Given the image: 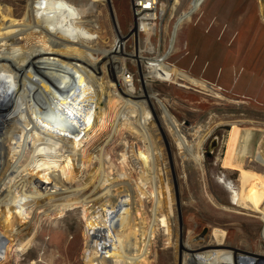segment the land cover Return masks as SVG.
Instances as JSON below:
<instances>
[{
	"label": "rangeland",
	"instance_id": "374dc122",
	"mask_svg": "<svg viewBox=\"0 0 264 264\" xmlns=\"http://www.w3.org/2000/svg\"><path fill=\"white\" fill-rule=\"evenodd\" d=\"M89 1L96 5V11L88 19L98 16V23L102 26L98 45L92 43L96 52L94 56L98 59L108 53L110 57L104 56L101 62H106L108 73L103 81L109 84L108 79L111 78L113 87L120 88L131 102L147 104L153 118L146 126L147 138L131 131L126 123L118 124L112 133L114 117L122 104L117 99L104 125L100 121L90 125L79 137L76 152L63 149L54 158L56 167L53 169L59 171L70 158V165L65 168L71 171L69 183L76 188L85 191L87 188L84 187L89 182L88 186L92 187L98 181H101L99 187L104 189L111 186L108 200L113 201L104 205L98 199L90 201L86 207L89 217L94 210L105 209L106 204H109L106 211L121 213V207H116L117 199H123V203L124 198L137 192L135 184L140 183V179L138 164L134 160L136 157L139 159L138 153L145 155L151 143L156 170L161 174L164 170L173 195L176 189L178 191L180 210L173 225L183 242L191 237V245L210 243L212 229L217 227L225 231L224 244L227 246L246 254L264 255L262 222L241 210L222 208L231 206V202L229 190L221 181L225 177L238 185L241 165L264 176V0H200L198 7L180 21L179 17L197 0H159L165 5L164 15L150 20L151 23L143 28L136 26L133 0ZM27 4L25 0H0V29H22L28 25L31 11ZM28 32L27 26L14 36L21 53L36 46L35 35ZM118 43L122 50L114 52L113 47ZM149 45L153 47L152 51ZM137 50H141L144 58L157 56L181 72L203 80L222 97H217L209 88L193 86L185 80L179 79L174 83L143 79L146 69L137 61ZM111 57L118 61L124 59L123 67L116 71ZM124 74L131 76L132 86L124 83L123 78L116 77ZM130 87L134 97L127 95ZM154 95L180 124L179 128L190 144H195L198 136L210 129L201 148L203 172L191 157L182 159L175 136L163 121ZM147 96L154 102L152 106ZM1 105L5 107L7 103L3 101ZM100 106H103V101ZM2 127L0 123V129ZM105 140L108 142L100 163L98 149ZM249 151L251 153L246 155ZM41 167H36V170ZM141 169L147 172L148 166ZM36 170L31 173L39 179V175L34 173ZM49 171L47 168L44 173ZM202 174L213 201L203 191ZM40 179L50 191L57 189L51 181H44L41 176ZM144 204L146 225L152 220L151 201L145 199ZM26 222L27 218H23L22 223ZM86 222L81 206H67L53 215L40 216L27 233L12 237V248H18L16 258L9 254L11 259L8 257L0 264H92L96 251L85 245ZM5 232L0 223V237ZM127 234L125 230L121 236L122 242L126 243V246L122 243L123 250L127 249L125 255L131 252V256H137L138 242L134 245L133 239L124 237ZM24 241H29L25 247ZM170 243L159 227L146 254L132 264H179L177 251Z\"/></svg>",
	"mask_w": 264,
	"mask_h": 264
},
{
	"label": "bare ground",
	"instance_id": "6f19581e",
	"mask_svg": "<svg viewBox=\"0 0 264 264\" xmlns=\"http://www.w3.org/2000/svg\"><path fill=\"white\" fill-rule=\"evenodd\" d=\"M25 1L31 11L29 24L21 27L22 29L12 27L5 31L0 29V123L3 125L0 129V223L6 230L0 237V263L5 262L8 257L16 258L18 248H12L13 245L10 244L12 237L18 236L19 233H27L30 227L38 222L40 216L53 215L67 206H81L83 216L87 220L85 245L96 251L92 257V264L136 262L138 257L146 254L159 227L163 237L176 249L179 264H264V255L246 254L224 244L225 231L217 227L212 229V241L205 245H197L196 242L195 245H191V237L185 242L178 237L173 225V220L180 210L178 191L176 189L173 195L164 170L162 174L161 171L156 170V158L151 143L148 144L147 153L145 155L138 153L139 159L136 157L134 160L138 164L140 179V183L135 184L137 192L135 191L131 197L124 198L123 203H121L123 199L116 198V207H121V213L110 211L112 212L110 214L106 211L109 204H106L105 209L94 210L89 217L86 207L90 201L98 199L103 201L102 205L113 201L108 200L112 193L111 186H105L104 189L99 187L101 181H98L91 187L88 186L89 182L84 187L87 189L82 191L81 188L69 183L71 171L65 167L70 165V158L67 165L59 171L53 169L56 167L54 158L66 148L71 153H75L79 137L85 134L90 125L98 121L104 125L117 99H120L122 104L114 117L112 133L118 124L126 123L131 131L147 138L146 126L153 118L152 111L146 108L147 104H136L126 98L120 88L117 90L113 87V83H110L111 78L108 79L109 84L106 82L107 85L103 81L108 73L106 62L104 64L101 62L109 55L107 53L105 57L98 59L94 56L96 52L93 45H98V39L102 38V26L98 23V16L88 19V16L96 11L93 2L89 0ZM146 1L133 0L134 17L139 28H143L151 23L150 20L162 17L165 13V5L159 0H149V5L142 6ZM199 3L200 0L195 1L188 11L179 17V21L195 10ZM27 26L30 29L28 34L35 35L36 46L29 47L28 52L21 53L18 51L14 36ZM136 26L134 28H137ZM120 46V43L114 45V52H121ZM148 48L150 51L153 50L151 45ZM140 53L141 50H137L136 57L139 64L143 63L146 69L144 73L140 68L143 79L174 83H178L179 79L185 80L193 86L209 88L217 97H222L220 92L213 90L203 80L181 72L164 63L163 59L157 56L147 59ZM111 59L116 71L123 67L124 59L121 61L112 57ZM116 77L123 78L124 83L132 82L131 76L127 74ZM130 85L132 86L131 83ZM127 92L128 96L134 97L131 87ZM153 99L161 108L162 119L167 124L168 130L171 131L172 136H175L182 159L191 157L203 172L201 148L210 129L205 134L199 135L195 144H190L179 128L180 124L164 104L155 95ZM3 101L7 106L1 105ZM102 101L103 106H100ZM147 101L150 106L154 103L149 96ZM107 142L105 140L98 149L97 159L100 163ZM250 153L251 151L246 155ZM256 156L260 157L257 153ZM123 159H125L124 153ZM40 166L43 167L36 170V167ZM146 166L148 169L144 173L141 167ZM47 168L51 171L44 173ZM34 169L39 179L32 176L31 172ZM40 176L44 181L54 183L53 186L56 185L57 189L54 192L50 191L49 186L40 179ZM160 176L163 178L161 179ZM201 178L203 191L213 201L212 195L207 191L203 174ZM221 179L229 190L231 202V206H222V208L241 210L249 216L254 215L258 218L262 222L261 236L264 240V176L241 165L238 185L235 186L225 177ZM145 199L151 201L152 220L146 224L147 226L144 222L146 215L143 216L145 213L142 209L146 206ZM23 218H27L26 223H22ZM101 224V227L97 226ZM125 230L128 234L124 237L133 239L134 245L138 242L137 256H131V252L130 255H125L127 249L123 250L122 243L125 242L121 240ZM24 242L25 247L29 241ZM127 259L130 261L128 262Z\"/></svg>",
	"mask_w": 264,
	"mask_h": 264
},
{
	"label": "built area",
	"instance_id": "2783aa9c",
	"mask_svg": "<svg viewBox=\"0 0 264 264\" xmlns=\"http://www.w3.org/2000/svg\"><path fill=\"white\" fill-rule=\"evenodd\" d=\"M146 5H149V0L146 1V3H142V6H146ZM129 75V74H127Z\"/></svg>",
	"mask_w": 264,
	"mask_h": 264
}]
</instances>
